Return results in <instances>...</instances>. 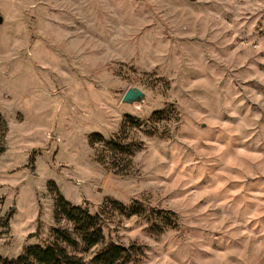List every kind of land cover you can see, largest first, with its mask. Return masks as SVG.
<instances>
[{"label":"rangeland","instance_id":"1","mask_svg":"<svg viewBox=\"0 0 264 264\" xmlns=\"http://www.w3.org/2000/svg\"><path fill=\"white\" fill-rule=\"evenodd\" d=\"M0 14L1 256L73 232L55 187L100 215L105 244L140 249L126 264H264V0H0ZM130 88L142 103H122Z\"/></svg>","mask_w":264,"mask_h":264},{"label":"trees","instance_id":"2","mask_svg":"<svg viewBox=\"0 0 264 264\" xmlns=\"http://www.w3.org/2000/svg\"><path fill=\"white\" fill-rule=\"evenodd\" d=\"M6 127V121L0 114V129L6 131ZM96 143H103L116 149H128L118 142L105 141L100 134H94L90 138L91 145ZM2 152L3 150L0 149V154ZM51 191L55 193L56 220L64 218L69 221L73 226V232L62 227L54 228L51 243L45 246H29L19 257L13 260L0 255V264H126L134 260L136 253L140 251L138 247L126 248L119 244L104 243L103 222H101L100 215H91L86 209L73 206L56 191L55 187ZM109 204L116 211L128 217L141 214L142 208H129L116 201H111ZM171 217V215L164 213L163 220L167 221L165 223H171ZM98 246H101L100 249L94 253L89 262L70 252V249H73L88 253Z\"/></svg>","mask_w":264,"mask_h":264},{"label":"water","instance_id":"3","mask_svg":"<svg viewBox=\"0 0 264 264\" xmlns=\"http://www.w3.org/2000/svg\"><path fill=\"white\" fill-rule=\"evenodd\" d=\"M4 23V17L0 14V26ZM145 93L139 88H130L125 93L122 103L128 105H134L136 103H142L145 99Z\"/></svg>","mask_w":264,"mask_h":264}]
</instances>
